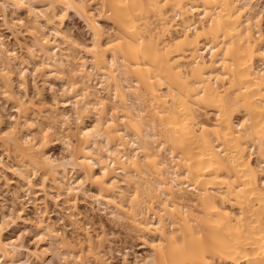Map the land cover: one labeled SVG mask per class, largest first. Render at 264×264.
Returning a JSON list of instances; mask_svg holds the SVG:
<instances>
[{
	"label": "bare ground",
	"instance_id": "bare-ground-1",
	"mask_svg": "<svg viewBox=\"0 0 264 264\" xmlns=\"http://www.w3.org/2000/svg\"><path fill=\"white\" fill-rule=\"evenodd\" d=\"M7 5L2 21L12 33L18 21L29 39L20 56L0 38V97L15 112L5 122L0 107L9 160L0 169L15 170L34 205L26 223L38 243L4 236L24 206L3 211L0 264H42L50 250L61 264H108L104 237L75 211L79 195L141 235L147 253H124L121 264H264V0H0ZM70 13L89 42L64 30ZM32 63L62 82L56 106L29 97ZM54 136L64 156L48 152ZM57 221L84 238L70 239Z\"/></svg>",
	"mask_w": 264,
	"mask_h": 264
},
{
	"label": "rangeland",
	"instance_id": "rangeland-1",
	"mask_svg": "<svg viewBox=\"0 0 264 264\" xmlns=\"http://www.w3.org/2000/svg\"><path fill=\"white\" fill-rule=\"evenodd\" d=\"M95 6H96V4H94V6H93L94 11H92L93 14L95 13L94 15L98 14V13H96L98 11L95 12ZM12 9L13 8L10 5H7L5 10H0V38L2 41L4 40L7 48L13 49L17 53V55L24 56L26 53L25 52V50H26L25 49L26 48L25 43H27L28 42L27 39H29L27 32L24 30V28L22 26L17 24L18 23V21H17L15 23L16 26L14 25L15 27H13L16 30L14 31V33H12L9 30V28L7 27V25L4 24V21H2V15H4V14L6 15L7 20L10 19ZM169 14H170V16H172L173 12H169ZM18 18H21L22 21L27 22L26 14L23 11L18 13ZM96 18H98V16ZM99 19L100 18H98V20ZM173 20L175 22H179V20H177L176 17L173 18ZM204 21H205V19L202 20V22H204ZM263 21H264V17H263ZM100 23L102 24V26L104 25L103 26L104 29L105 28L107 29V30L105 29L106 32H108L110 34L114 33L113 25L111 23L107 22V20L106 21L101 20ZM64 30H66V32L70 33L69 35H73V37H76L79 40H83L85 42L90 41L89 30L84 25V22L82 21V19H80L77 15H74L73 13H70L69 16H66L64 18ZM16 33H17V35H16ZM14 35H16V36H14ZM38 61H39V59H38ZM36 62H37V60H36ZM29 65H27L28 67L25 70V74H26L25 77H26V80H28L27 91H28L29 97L31 99H33L32 102L34 101L36 104L40 103L39 99L41 97V99L44 98L43 100L45 102L47 101V103H48V104L46 103L47 105L54 106L55 101H57V100L60 101L62 99V95L60 92V89H62V82L60 80H59L60 81L59 82L58 80L54 79V77L50 78V77H52L51 75H49L50 77L48 75H44L45 72L34 71V66L32 68L33 63L29 64ZM14 67H15L14 70L17 68L16 71L19 68H21V66L20 67L14 66ZM22 93H23L22 90H20L21 95H22ZM41 95L43 96V98ZM54 99H56V100H54ZM0 107L3 108V111H1V112H3L6 116L5 122H10L11 119L9 118V114H12V115L15 114L12 104L6 102L3 97H0ZM66 108H68V111H69L68 113H71L70 108L69 107H66ZM4 109H6V111ZM41 110L45 111V112L41 111V113L44 114V113H46L47 108L46 107L44 108L42 106ZM35 122H36L37 129L38 128L41 129L44 127V123L40 119L37 118ZM71 126L73 127V124H71ZM59 134L63 135V133H61V132ZM59 134H58V136H59ZM58 136H54V137L57 138ZM59 137H61V135ZM52 139H53V141L50 143L51 146L49 145V148H48L49 151L48 152L53 156H57V157L64 156L66 151H61V150H65L64 146H62L63 144L59 143L60 140L58 138H57V140L54 138H52ZM0 150H1V148H0ZM0 161H2L1 163L3 165H5L6 163H9L8 157L4 153H1ZM3 167L4 166H2V168L0 169V203H1L0 206L1 207L3 206L2 208H0V213H2L3 211L4 212L6 211V213H8L9 212L8 210L10 208L11 209L13 208L14 211L16 209L22 210V207L24 206L23 207L24 211H23L22 217L14 218L13 222L10 223L9 226L6 228L4 236L7 237V236L11 235L15 238L17 236L16 234L19 233L21 235V242L23 244L29 246L30 248L36 247V244L38 243L36 240L37 239V230L31 224L32 222L26 223L27 220H29L31 218L34 219V217H35L34 216V205L31 202L26 203V201H27L26 197L27 196L25 197L24 193H22V190L19 189L21 183H20V180H18L17 174H14L15 170H12V171L10 169L6 170L5 169L6 167H4V169H3ZM4 178H5V180H8V181L3 180ZM31 179H32L33 183L35 184V186L33 187V190L35 191V189H36V193L37 194L39 193V196H37V197H38V200H40L43 198V195H41V190H39V188H40L39 175H37V174L32 175ZM49 185L50 184L47 183V190L52 195H54V194L56 195V190L52 189V188L50 189ZM15 188L18 189L17 191H21L20 192L21 194L19 193V195H23V197L16 199L17 200V201L15 200L16 203L15 202L12 203L13 200L11 198V192H12V190H16ZM90 192L94 193L95 190L91 189ZM77 198H78V201H77V207H76L75 211L76 212L78 211V213L80 212V218H81L80 221L81 220H82V222L83 221L84 222L89 221L90 227L88 229L89 230L88 233L91 234L92 236L95 235V236H101V237L103 236L104 237V238L102 237L103 240L105 241V242H103L102 253H104V258L108 260V261L106 260L108 262V264H121L122 257L124 255V253L128 254L127 257L129 260L132 258L131 256L134 253L136 255H145L147 253L148 248L142 244L141 235L139 236V233L136 232L135 230H133L132 227L129 226L130 224L128 222L130 220L127 222H124V223L117 222V221L115 222L112 219L108 218L107 215L100 213L96 209L93 210L92 207L95 206V203H93L92 199H86V198L82 197V195H81V197L79 195V197H77ZM48 201H47V211L50 215V218L52 220H56L57 216H58L57 215V213H58L57 208L54 206V204L50 200H48ZM24 220H25V222H24ZM56 223L58 225V228H60V230H62V232L67 237H69L70 239H74V238L78 239L79 237H80V239L84 238V235L82 232L80 233L78 231L72 230L73 228L70 227L69 225H67V222L65 224H62V221L61 222L57 221ZM169 228H171V227H169ZM83 246L85 247L86 244H83ZM52 251L55 254L52 253ZM55 251L50 250L49 252H47L46 253V260L42 264H61L60 260L58 259V257H60V252L58 253L57 252L58 250L56 252ZM56 254L57 255L59 254V256L57 257ZM120 254H122V255H120ZM27 263L28 264H34L33 262H30V263L27 262ZM27 263H25V264H27ZM89 263H91V262L89 261Z\"/></svg>",
	"mask_w": 264,
	"mask_h": 264
}]
</instances>
